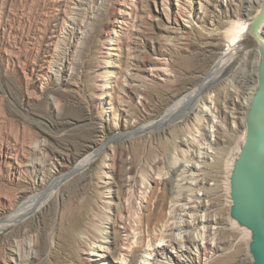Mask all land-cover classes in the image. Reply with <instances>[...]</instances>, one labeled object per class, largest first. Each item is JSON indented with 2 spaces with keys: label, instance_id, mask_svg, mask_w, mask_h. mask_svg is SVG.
<instances>
[{
  "label": "rangeland",
  "instance_id": "obj_1",
  "mask_svg": "<svg viewBox=\"0 0 264 264\" xmlns=\"http://www.w3.org/2000/svg\"><path fill=\"white\" fill-rule=\"evenodd\" d=\"M257 5L0 0V222L24 208L0 228V264L13 251L29 257L19 264H136L161 237L176 193L165 172L178 159L199 173L187 178L208 206L198 217L219 218L212 231L220 249L207 264H252L247 234L229 218L227 179L256 81L255 52L217 81L206 79L234 23ZM200 86V106L186 120L161 122ZM212 118L209 141L204 120ZM114 192L126 203L112 204ZM89 222L94 236L104 228L114 238V249L90 247L81 237ZM190 252L207 258L195 246Z\"/></svg>",
  "mask_w": 264,
  "mask_h": 264
},
{
  "label": "bare ground",
  "instance_id": "obj_2",
  "mask_svg": "<svg viewBox=\"0 0 264 264\" xmlns=\"http://www.w3.org/2000/svg\"><path fill=\"white\" fill-rule=\"evenodd\" d=\"M261 0H255L257 7H259ZM178 5V3H177ZM179 6V5H178ZM178 8V7H177ZM248 26V21L243 20L239 22H235L233 29L231 30V37L230 40L227 42L226 46L222 51L221 57L216 61L215 65L212 67L208 79L209 82L217 81L221 76L222 73H229L230 71L234 70L247 56L250 51L255 52V65H253V69L251 73L254 74L256 78V66L258 62V51L256 49H247L243 50V54L241 53V46H242V39L244 32ZM229 33V32H228ZM254 63V62H253ZM255 66V67H254ZM255 68V71H254ZM25 75L24 72H22ZM256 82V83H255ZM204 84V82H203ZM215 84V83H214ZM202 85V84H201ZM257 85V78L254 81L253 86L249 89L247 96L244 99V108L247 111L248 104L250 99L255 91ZM209 89V88H208ZM207 89V90H208ZM203 91V86L195 87L190 91L183 94L176 103L168 109V113L161 119V122H170L171 124L179 123L184 121L188 118L189 114L192 113V110L197 109L200 103L199 97L201 96ZM211 102V101H210ZM209 102V103H210ZM212 105V103H211ZM207 106V105H206ZM202 107L200 109L201 112H206L207 107ZM245 114V113H244ZM245 116L243 117L244 120V128H245ZM216 119V118H215ZM204 134L208 138L209 141L213 140L215 136L214 133L210 134L208 131V126L215 127L216 121L211 119L210 122L204 120ZM163 126V125H162ZM245 130L242 136V142L244 140ZM242 142L240 144H242ZM240 146V145H239ZM239 146L237 148V153L239 151ZM192 157V156H191ZM90 157H85L82 160L81 167L85 166ZM179 160V159H178ZM172 163H168V169L165 172L166 178L168 179V187L169 189H176V193L170 196V207L166 214L165 220L161 225V237L150 249V251H146L144 258L139 260L136 264H207V260H209L210 253H213V250L220 249L219 247V240L217 237L216 231H212V228H217L212 226V224L218 223V217H212L209 214L205 213V215L201 218L198 217V212L200 210H207L208 206L206 203H203L202 196L204 193H197L193 194L192 190V183L188 181L187 178L190 176H197L199 173L194 171L196 166L192 163L190 164H183L181 160ZM202 166H199L201 168ZM82 169V168H80ZM196 173V174H194ZM200 180H196L193 184L199 185L198 182ZM148 183V182H147ZM191 184V185H188ZM144 193L148 192V184L143 186ZM111 202L114 205L124 204V200L118 195L117 192L111 194ZM126 203V202H125ZM137 207H140V201L136 202ZM27 204V203H25ZM30 204V203H29ZM28 204V205H29ZM24 209L23 207L17 209L15 213H13L6 221L0 222V228L4 225H7L14 220L20 217V213ZM78 214L76 216V222H81L82 214L81 211H77ZM23 214V213H22ZM76 215V213H74ZM22 217V216H21ZM108 221L109 218H107ZM83 221V220H82ZM202 223V227L198 228V223ZM125 228H128L125 225ZM104 227V226H101ZM84 230V229H83ZM94 230V226L91 222L88 223L87 229L82 232L81 237L87 241L92 247V249L96 251L99 249L100 251H106L107 247L101 245L97 242H103L115 248L114 238L104 229L99 228L97 235L94 236L92 233ZM92 231V232H91ZM210 236H212V241L209 240ZM201 242V245H200ZM168 246L172 247V250L168 251ZM195 246V250L198 252H202L204 256L207 258H203V261L199 259H194L191 256L190 247ZM198 248V249H197ZM111 250V249H110ZM112 251V250H111ZM93 253V252H91ZM94 254V253H93ZM97 255V253H96ZM102 257L103 254H98ZM29 257L23 256L18 251H13L10 258L3 262V264H19L25 261H28Z\"/></svg>",
  "mask_w": 264,
  "mask_h": 264
},
{
  "label": "water",
  "instance_id": "obj_3",
  "mask_svg": "<svg viewBox=\"0 0 264 264\" xmlns=\"http://www.w3.org/2000/svg\"><path fill=\"white\" fill-rule=\"evenodd\" d=\"M241 46L256 49L257 85L245 116V136L228 174L229 218L247 234L252 264H264V0L252 17Z\"/></svg>",
  "mask_w": 264,
  "mask_h": 264
}]
</instances>
